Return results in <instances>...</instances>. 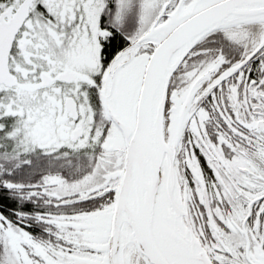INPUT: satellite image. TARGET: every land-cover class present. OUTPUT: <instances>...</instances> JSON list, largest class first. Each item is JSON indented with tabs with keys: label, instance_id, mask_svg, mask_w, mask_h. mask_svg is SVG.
Listing matches in <instances>:
<instances>
[{
	"label": "snow or ice",
	"instance_id": "6c2138e0",
	"mask_svg": "<svg viewBox=\"0 0 264 264\" xmlns=\"http://www.w3.org/2000/svg\"><path fill=\"white\" fill-rule=\"evenodd\" d=\"M0 264H264V0H0Z\"/></svg>",
	"mask_w": 264,
	"mask_h": 264
}]
</instances>
